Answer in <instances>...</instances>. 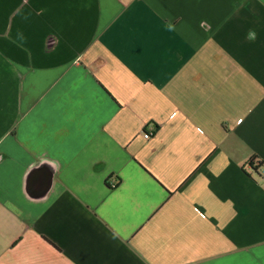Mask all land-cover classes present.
Listing matches in <instances>:
<instances>
[{
    "label": "crops",
    "instance_id": "obj_1",
    "mask_svg": "<svg viewBox=\"0 0 264 264\" xmlns=\"http://www.w3.org/2000/svg\"><path fill=\"white\" fill-rule=\"evenodd\" d=\"M0 264H264V0H0Z\"/></svg>",
    "mask_w": 264,
    "mask_h": 264
},
{
    "label": "built area",
    "instance_id": "obj_2",
    "mask_svg": "<svg viewBox=\"0 0 264 264\" xmlns=\"http://www.w3.org/2000/svg\"><path fill=\"white\" fill-rule=\"evenodd\" d=\"M155 134H156V131H154V130L146 131V132H144V137H145L146 139H150V138H152Z\"/></svg>",
    "mask_w": 264,
    "mask_h": 264
}]
</instances>
